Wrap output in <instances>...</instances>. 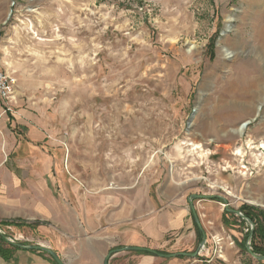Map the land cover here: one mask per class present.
<instances>
[{"label": "rangeland", "instance_id": "1", "mask_svg": "<svg viewBox=\"0 0 264 264\" xmlns=\"http://www.w3.org/2000/svg\"><path fill=\"white\" fill-rule=\"evenodd\" d=\"M262 30L264 0H0V67L15 84L0 99V247L14 254L0 264H57L12 243L104 264L126 247L119 227L140 232L192 195L210 196L193 201L207 238L196 257L109 264H264L227 210L264 221V154L249 148L264 143ZM195 229L191 248L174 234L145 248L192 255Z\"/></svg>", "mask_w": 264, "mask_h": 264}, {"label": "crops", "instance_id": "2", "mask_svg": "<svg viewBox=\"0 0 264 264\" xmlns=\"http://www.w3.org/2000/svg\"><path fill=\"white\" fill-rule=\"evenodd\" d=\"M189 210L187 209L188 212ZM187 211L177 209L158 213L151 221L141 228L140 232L123 226L119 227L117 231L126 239V247L160 246L164 243L168 234H174L176 237H180V239H176L178 245L183 244L184 242L182 240L184 239H191L185 243L186 247L191 248L193 244L190 242L193 237L195 238L197 236V233L195 229V220L193 216H189L190 212L188 213Z\"/></svg>", "mask_w": 264, "mask_h": 264}, {"label": "water", "instance_id": "3", "mask_svg": "<svg viewBox=\"0 0 264 264\" xmlns=\"http://www.w3.org/2000/svg\"><path fill=\"white\" fill-rule=\"evenodd\" d=\"M209 198H210V196H206V195H192L191 198L189 199L190 210L192 211L193 218H194L196 224L198 225V227H199V229L203 235V240L199 246V249L194 254H192V255L187 254V253L161 254V253H158L156 250L145 248V247L128 246V247H124L121 249H115V250L110 251L109 254L105 257L104 264H109V260L114 254L125 252V251H128V252H146V253H150V254L156 255L158 257H161V258H176V257H183V256L196 257L200 253V250L205 247L207 238H206V233L204 232V230L202 229V226L200 224V220H199V217L196 213V209H195V205H194L193 201L194 200H205V199H209ZM225 204H227V203H225ZM227 210L235 213L236 215L241 216L243 218V220L247 221L252 226V232L250 235V237H252L253 230H254L253 222L251 220H249L248 218H246L242 214V212L239 210H237V211L236 210H229V209H227ZM12 244L14 246H16L20 249H24V250L45 252V253L49 254L57 264H64V262L60 259V257L54 251L50 250L49 248H47L45 246H23V245L14 244V243H12ZM247 251H248V253H250V255L254 259L259 260V261H264V256H258L252 252V248L250 246V243H248V245H247Z\"/></svg>", "mask_w": 264, "mask_h": 264}, {"label": "trees", "instance_id": "4", "mask_svg": "<svg viewBox=\"0 0 264 264\" xmlns=\"http://www.w3.org/2000/svg\"><path fill=\"white\" fill-rule=\"evenodd\" d=\"M17 130H18V133L17 132L16 133L21 134V133L25 132L27 130V128L25 127V128H21V129H17ZM242 211L245 212L244 216H246L248 219L252 220V222H254V224L256 226L254 228L253 235L251 238L252 250H253L252 252L259 255V256H264V252L261 251L262 249H260L256 245L257 239L264 241V221H261V215L254 213L253 210H250L247 212L245 210V208H243ZM0 240L4 243H7V241L3 237H0ZM12 247H14V249L17 250L16 246L13 245ZM30 252H32V251H30ZM158 253H160V252H158ZM13 255H14L13 253L7 252L6 249L0 247V257L4 261H10L11 258L13 257Z\"/></svg>", "mask_w": 264, "mask_h": 264}, {"label": "built area", "instance_id": "5", "mask_svg": "<svg viewBox=\"0 0 264 264\" xmlns=\"http://www.w3.org/2000/svg\"><path fill=\"white\" fill-rule=\"evenodd\" d=\"M15 97V84L0 67V99L11 102Z\"/></svg>", "mask_w": 264, "mask_h": 264}, {"label": "bare ground", "instance_id": "6", "mask_svg": "<svg viewBox=\"0 0 264 264\" xmlns=\"http://www.w3.org/2000/svg\"><path fill=\"white\" fill-rule=\"evenodd\" d=\"M264 32V30H262ZM261 32V31H260ZM263 32H262V35H263ZM264 36V35H263ZM261 37V36H260ZM247 78V76H246ZM246 78H243L244 81H245V84L242 86V88L247 91V90H250L251 88L255 87L256 86V82L255 81H251V80H248ZM238 84V83H237ZM260 109V108H259ZM258 109V110H259ZM235 111V110H234ZM220 119H222L223 121H225L226 123H231L235 120V114L232 112V113H226L224 114L223 116H219ZM232 120V121H231ZM231 121V122H230ZM247 125L244 124L243 126H241L240 128H238L237 130H235L234 132L239 134V135H242L244 130H245V126ZM251 149H258V150H262L263 151V154H264V143H262L259 147H253L252 144L249 145ZM239 154H241V152H239ZM238 154V155H239ZM242 155V154H241Z\"/></svg>", "mask_w": 264, "mask_h": 264}]
</instances>
